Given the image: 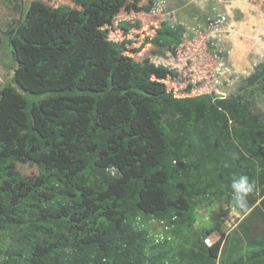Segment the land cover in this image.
Masks as SVG:
<instances>
[{
    "label": "trees",
    "instance_id": "16d2710c",
    "mask_svg": "<svg viewBox=\"0 0 264 264\" xmlns=\"http://www.w3.org/2000/svg\"><path fill=\"white\" fill-rule=\"evenodd\" d=\"M71 1L111 16L125 0ZM124 47L109 45L102 94L82 92L78 82L46 96L0 92V264H173L169 250H151L150 230L135 224L141 216L192 228L200 198L231 206L234 175L255 183L249 209L264 197V113L240 93L149 94L151 65L121 70ZM262 82L264 62L242 88ZM18 163L36 165L39 175L23 177ZM240 229L246 247L228 264H264V238ZM223 244L195 246L218 259Z\"/></svg>",
    "mask_w": 264,
    "mask_h": 264
},
{
    "label": "rangeland",
    "instance_id": "374dc122",
    "mask_svg": "<svg viewBox=\"0 0 264 264\" xmlns=\"http://www.w3.org/2000/svg\"><path fill=\"white\" fill-rule=\"evenodd\" d=\"M62 7L70 14L61 18L56 12ZM102 12L71 0H0V92L13 87L46 96L78 82L80 91L102 94L111 78L109 45L115 42L125 44L117 60L121 70L133 63L151 65L149 94L240 93L264 113V82L242 88L264 62V0H125L111 16ZM54 68L64 71L60 80L48 76ZM17 168L27 179L39 175L34 164ZM200 199L192 228L176 223L166 230L150 215L136 221L153 236L163 235L151 250H169L173 264H228L246 247L242 226L250 227V236L264 238L263 196L246 215L214 197ZM206 230L213 231L208 236L213 244L224 238L218 259L195 246L207 238Z\"/></svg>",
    "mask_w": 264,
    "mask_h": 264
},
{
    "label": "clouds",
    "instance_id": "9594fccd",
    "mask_svg": "<svg viewBox=\"0 0 264 264\" xmlns=\"http://www.w3.org/2000/svg\"><path fill=\"white\" fill-rule=\"evenodd\" d=\"M234 159L236 157H233ZM228 166L227 164L225 165ZM255 183L247 175L233 176L231 180V207L235 214H247L249 209L248 197L254 192Z\"/></svg>",
    "mask_w": 264,
    "mask_h": 264
},
{
    "label": "built area",
    "instance_id": "2783aa9c",
    "mask_svg": "<svg viewBox=\"0 0 264 264\" xmlns=\"http://www.w3.org/2000/svg\"><path fill=\"white\" fill-rule=\"evenodd\" d=\"M178 218L173 217L172 222H168L166 220H157L155 219L154 221L163 229L169 230L170 227L174 226L177 223ZM151 239L153 240L154 244H159L161 242H163L164 237L161 233L157 234L156 236H153V234L151 233ZM204 244L207 247H212L213 246V242H212V238L211 237H207L204 239Z\"/></svg>",
    "mask_w": 264,
    "mask_h": 264
}]
</instances>
